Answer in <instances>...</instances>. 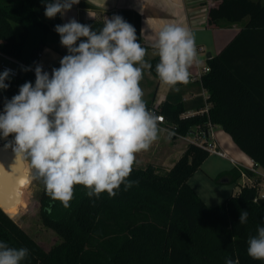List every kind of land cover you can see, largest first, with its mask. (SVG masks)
I'll return each mask as SVG.
<instances>
[{"label":"trees","instance_id":"trees-1","mask_svg":"<svg viewBox=\"0 0 264 264\" xmlns=\"http://www.w3.org/2000/svg\"><path fill=\"white\" fill-rule=\"evenodd\" d=\"M49 2L53 0H0V51L35 64L43 48L57 50L53 43L60 36L54 28L63 21L60 14L52 19L44 15ZM116 15L134 26L139 43L148 48L142 37L141 14L120 8ZM80 23L97 32L104 25L99 13L92 19L82 16ZM206 24H239L234 37L206 58L209 70L198 80L207 98L199 95L193 106L199 110L207 102V113L180 116L184 102L174 99L172 93L158 103V110L183 135L209 119L264 171V2L217 0L207 8ZM147 62L159 79L155 72L159 56ZM17 69V76L5 81L9 87L0 90V113L21 85L35 84V72L24 71L22 66ZM45 71L51 74L47 66ZM144 101L147 108L154 103L153 97ZM208 155L205 149L188 143L169 168L159 171L151 163L134 166L129 180L138 183L127 191L121 185L115 197L102 193L98 199H90L87 190L77 185L68 209L51 201L42 184L39 218L60 240L44 249L0 207V241L29 249L22 264H225L226 258L238 259L239 264H264L247 254L248 238L264 226V197L254 201L256 186L244 185L219 204L207 205L188 180ZM240 176L233 168L229 181ZM28 181L26 178L25 184ZM242 210L248 212L245 224L239 223Z\"/></svg>","mask_w":264,"mask_h":264},{"label":"clouds","instance_id":"clouds-1","mask_svg":"<svg viewBox=\"0 0 264 264\" xmlns=\"http://www.w3.org/2000/svg\"><path fill=\"white\" fill-rule=\"evenodd\" d=\"M78 3L53 0L46 4L44 15L63 17ZM54 30L68 54L51 74L37 65L34 86L25 82L17 95L5 101L0 136L13 137L6 147L28 161V179L41 181L50 200L68 209L77 185L87 190L90 199H98L102 193L115 197L121 185L127 191L137 184L129 180L137 154L160 138L161 117L148 110L143 99L140 82L152 66L145 60L147 50L134 26L116 15L106 18L98 32L74 18ZM155 48L157 76L179 91L177 85L189 82V69L198 63L194 34L167 26L158 33ZM11 74V69L0 73V90L9 87L5 81ZM247 220L248 212L242 210L239 223ZM247 244L248 256L264 261V226ZM29 254L26 247L0 241V264H22ZM225 264L239 260L226 258Z\"/></svg>","mask_w":264,"mask_h":264},{"label":"crops","instance_id":"crops-1","mask_svg":"<svg viewBox=\"0 0 264 264\" xmlns=\"http://www.w3.org/2000/svg\"><path fill=\"white\" fill-rule=\"evenodd\" d=\"M216 3L217 0H79V3L74 4L71 10L67 11L63 17L61 16V18L63 24L73 18L80 23L82 16L85 15V18L92 19L96 13H99L104 22L106 18L111 19L113 16H116L118 9L130 8L140 13L142 17V37L144 43L149 46L148 48H145L147 50V55L145 56L146 61L157 54L155 43L158 38V33L163 28L174 25L183 27L194 34L198 53L197 64L202 65L206 63V59L205 62H203V60H200L199 58L200 55L206 56L207 52H209L211 56L217 54L222 47H224L234 37L239 29V24H232L231 26L226 27L207 26V8ZM89 5L93 8L91 9L86 7ZM79 42L80 41H77V45ZM200 46L203 47V51H199L198 48ZM206 46L210 48H207ZM42 51L44 58L45 55L48 57L44 63L50 71H52L53 68H59L61 58L67 55L64 52L57 51L51 47H45ZM196 70L197 66L194 63L190 67L189 71L190 73H193L196 72ZM155 78L156 77L151 74L146 78L150 81L155 80L156 87L152 94L154 103L162 102L168 93H172L174 99L178 98L184 102L183 104L185 109L181 112L180 116H184L185 113L195 111L196 108L193 106L195 98L199 95L203 97V94H206V91L199 87L198 80H189L187 84L177 85L179 91H175L168 85L163 84L159 79ZM160 87H163L162 93L160 94L159 101L156 102L155 97L157 96ZM216 128L218 138L223 147L227 148L237 157L241 154L245 156L244 152L236 146L231 137L224 132L220 126L217 125ZM172 139L173 144L168 143V147L171 145H177L176 141L179 138L172 137ZM181 140L185 143L183 146H179L180 149L177 151L176 156L171 158V161L168 164L161 161L162 165L164 164L163 166H167L164 168H169L185 149L187 141L183 138ZM166 151L170 150L166 149ZM161 160H163V158ZM204 162L205 160L202 163ZM229 180L230 177L227 175L222 181Z\"/></svg>","mask_w":264,"mask_h":264},{"label":"rangeland","instance_id":"rangeland-1","mask_svg":"<svg viewBox=\"0 0 264 264\" xmlns=\"http://www.w3.org/2000/svg\"><path fill=\"white\" fill-rule=\"evenodd\" d=\"M261 1L264 2V0ZM83 17L86 16L84 15ZM59 43L60 41L54 42L53 43L54 48H56L58 51H62L68 54L67 49ZM205 57L206 56L204 55H200L199 58L200 60H203V62H205L206 59ZM47 59L48 57H46L45 55L44 58V54H43L42 55L43 62L46 61ZM150 74L152 75L150 70L145 69L143 79L140 82V86L143 89V93H144L143 99L147 101L152 99V94L156 87L155 80L150 81L146 79L147 77L150 76ZM162 88L163 87H160L157 96L155 97L156 102L159 101L160 94L162 93ZM174 138H179L176 141L177 145L175 146L171 145L170 147H168V143L173 144L172 141L173 139L171 136L169 137L167 133L161 130L160 138L156 142H154L147 151H143L137 154L136 163L134 166L144 167L147 163H151L154 164L159 169V171L164 169V167H167V166H163L164 164L162 165L161 161H163V163L165 162L166 164H168L171 161V158H174V156H176L177 151L185 143L183 140H181L182 139L181 137H174ZM217 139H218L219 148L225 150L226 152H228L229 156L239 161L242 154L239 157H237L233 155L227 148L223 147L221 141L218 138V133H217ZM12 140L13 138L3 137L2 140L0 141V144L8 145L9 142H11ZM9 148L12 149V147ZM166 149H169L170 151H166ZM162 158L163 160H161ZM236 165L240 167L238 164ZM233 168L236 167H233L232 162H230L227 158L218 156L216 154H209L208 157L205 159V162L202 163L200 167L194 172V174L189 178L188 182L207 205L215 206L220 202H222L226 197L230 196L231 194L238 193V191L242 186V182L246 183L244 178L241 176L236 181H222L223 178H225L224 176L227 175L230 176L233 174ZM23 174L25 178H28L30 175L29 163L27 160H25V169L23 171ZM25 181L16 191V195L19 197V201L12 203L11 205L4 207L3 209L35 241H37L44 249H48L54 243L58 242L60 240V237L53 230L45 227L39 218L38 195L40 193L43 183L39 180H29L25 184ZM261 183L264 185L263 179Z\"/></svg>","mask_w":264,"mask_h":264},{"label":"built area","instance_id":"built-area-1","mask_svg":"<svg viewBox=\"0 0 264 264\" xmlns=\"http://www.w3.org/2000/svg\"><path fill=\"white\" fill-rule=\"evenodd\" d=\"M199 51H203V47L198 48ZM43 51H39L37 53V60L35 64L24 63L13 56H10L2 51H0V71L3 72L6 69H11L12 74L10 77H16L18 74V66H22L24 68L31 69V71L35 72V67L37 65H42L43 70L45 71L46 65L42 60ZM197 66L196 72L190 73V80H199L200 76L209 70V66L207 63ZM203 98L206 100L207 94H203ZM158 103H153L148 110L155 113L157 116L161 117L159 121V127L163 132L173 133L172 137H181L185 139L188 143H192L198 147L205 149L209 154H216L218 156L227 158L230 162H232L233 166L236 167L241 177L244 178L246 183L242 182V186L244 185H255L256 186V194L253 197L254 201H258L259 198L264 197V185L261 183L262 179L264 180V171L257 165V163L250 157L242 155L239 161L233 159L229 156L228 152L219 148L218 139H217V130L216 126L209 120L203 122L202 124H196L184 135L180 134L177 131V125L174 123H169L164 115L159 112ZM209 104L205 102V105L199 110H195L193 112L185 113L184 116H191L193 114L199 113H207ZM238 164L240 167H238ZM260 169V170H259ZM250 171L251 174H247L246 171Z\"/></svg>","mask_w":264,"mask_h":264},{"label":"water","instance_id":"water-1","mask_svg":"<svg viewBox=\"0 0 264 264\" xmlns=\"http://www.w3.org/2000/svg\"><path fill=\"white\" fill-rule=\"evenodd\" d=\"M210 56L207 52L206 58ZM24 166L25 159L17 157L13 149L0 144V177L3 178L0 183V207L2 209L19 201L16 191L26 179L22 171Z\"/></svg>","mask_w":264,"mask_h":264},{"label":"bare ground","instance_id":"bare-ground-1","mask_svg":"<svg viewBox=\"0 0 264 264\" xmlns=\"http://www.w3.org/2000/svg\"><path fill=\"white\" fill-rule=\"evenodd\" d=\"M2 138H3V137H2V136H0V141L2 140ZM4 140H5V139H4ZM24 169H25V166L23 167V170H22V171H24Z\"/></svg>","mask_w":264,"mask_h":264},{"label":"snow or ice","instance_id":"snow-or-ice-1","mask_svg":"<svg viewBox=\"0 0 264 264\" xmlns=\"http://www.w3.org/2000/svg\"><path fill=\"white\" fill-rule=\"evenodd\" d=\"M2 180H3V178H2V177H0V183H2Z\"/></svg>","mask_w":264,"mask_h":264}]
</instances>
